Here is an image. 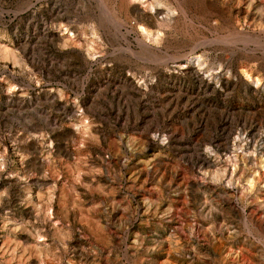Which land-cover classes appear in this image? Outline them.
<instances>
[{
  "label": "rangeland",
  "instance_id": "rangeland-1",
  "mask_svg": "<svg viewBox=\"0 0 264 264\" xmlns=\"http://www.w3.org/2000/svg\"><path fill=\"white\" fill-rule=\"evenodd\" d=\"M143 1L0 0V264H264V0Z\"/></svg>",
  "mask_w": 264,
  "mask_h": 264
},
{
  "label": "bare ground",
  "instance_id": "bare-ground-1",
  "mask_svg": "<svg viewBox=\"0 0 264 264\" xmlns=\"http://www.w3.org/2000/svg\"><path fill=\"white\" fill-rule=\"evenodd\" d=\"M252 1V0H251ZM103 2V1H102ZM97 3V2H96ZM142 4L141 5H145V7L146 8H151L152 10H154V12L155 13H159L160 11V9L159 8H155V6L154 5H156V6H159V4L160 3H158L157 1H154V2H150L149 0H144L143 2H141ZM161 3H163V1L161 2ZM165 3V2H164ZM101 4V3H100ZM123 4V3H122ZM105 5V4H104ZM130 5V4H129ZM140 5V4H139ZM162 5V4H161ZM176 5V4H175ZM185 6V5H184ZM123 7V6H122ZM131 7V6H130ZM144 7V8H145ZM127 9V8H126ZM166 9V8H165ZM128 10L129 11H131L132 12V15L134 16V17H136V19H137V23H139V24H143V22H145V21H147V20H151L152 19V16L151 15H149L148 13H147V10L145 11L144 9H142V8H140V7H138V6H136V5H134V6H132L130 9L128 8ZM149 10V9H148ZM104 11H105V13L107 12L108 13V11H106L105 9H104ZM122 11V10H121ZM149 11H151V10H149ZM184 11V10H183ZM124 12V11H123ZM125 13V12H124ZM161 13V12H160ZM151 14V13H150ZM163 14H164V12H163ZM171 14V13H170ZM155 15H158V14H155ZM159 16V15H158ZM167 16V15H166ZM169 17V16H168ZM188 17V16H187ZM108 18V17H107ZM108 19H110V18H108ZM135 21V20H134ZM162 22V21H161ZM148 23V22H147ZM150 23V22H149ZM163 23V22H162ZM167 24H168V22H167ZM154 25V24H153ZM149 26H150V24H149ZM160 26H162V24H159L158 25V28L160 27ZM165 26H166V24H165ZM147 27V26H146ZM146 27H143V26H141L140 28H141V30H142V32L143 33H146V35H148L149 36V34H150V31H148L147 29H146ZM162 31H164V30H162ZM235 35V34H234ZM153 36H155V38H154V40L155 39H157L158 37H156L157 35L155 34V35H153ZM149 38V37H148ZM152 38V37H151ZM233 38V37H232ZM150 39V38H149ZM161 40V39H160ZM230 41H232V40H230ZM234 41V40H233ZM156 42V41H155ZM154 42V43H155ZM160 42V41H159ZM204 42V41H203ZM228 43V42H227ZM247 45V44H246ZM147 47V46H146ZM244 47V46H243ZM149 48V47H148ZM147 48V49H148ZM146 50V49H145ZM250 50V49H249ZM256 54V53H255ZM254 54V55H255ZM194 61V60H193ZM261 155V154H260Z\"/></svg>",
  "mask_w": 264,
  "mask_h": 264
},
{
  "label": "built area",
  "instance_id": "built-area-1",
  "mask_svg": "<svg viewBox=\"0 0 264 264\" xmlns=\"http://www.w3.org/2000/svg\"><path fill=\"white\" fill-rule=\"evenodd\" d=\"M64 35H66V32L64 33ZM69 36V35H68ZM70 37V36H69Z\"/></svg>",
  "mask_w": 264,
  "mask_h": 264
}]
</instances>
